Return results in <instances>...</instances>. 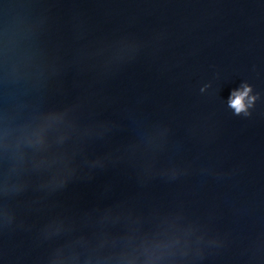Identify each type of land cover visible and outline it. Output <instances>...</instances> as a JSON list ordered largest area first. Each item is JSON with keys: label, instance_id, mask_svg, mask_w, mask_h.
Instances as JSON below:
<instances>
[{"label": "water", "instance_id": "water-1", "mask_svg": "<svg viewBox=\"0 0 264 264\" xmlns=\"http://www.w3.org/2000/svg\"><path fill=\"white\" fill-rule=\"evenodd\" d=\"M0 264H264V0H0Z\"/></svg>", "mask_w": 264, "mask_h": 264}, {"label": "clouds", "instance_id": "clouds-1", "mask_svg": "<svg viewBox=\"0 0 264 264\" xmlns=\"http://www.w3.org/2000/svg\"><path fill=\"white\" fill-rule=\"evenodd\" d=\"M251 91L250 87L245 86L242 91L233 92L230 106L235 110L236 114L247 113V108L250 106L251 101L255 100V97L249 98Z\"/></svg>", "mask_w": 264, "mask_h": 264}]
</instances>
